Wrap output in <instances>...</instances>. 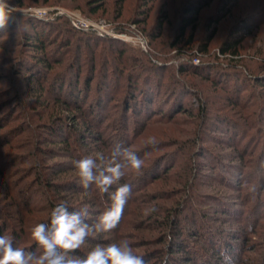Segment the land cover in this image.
Listing matches in <instances>:
<instances>
[{"label":"rangeland","instance_id":"rangeland-1","mask_svg":"<svg viewBox=\"0 0 264 264\" xmlns=\"http://www.w3.org/2000/svg\"><path fill=\"white\" fill-rule=\"evenodd\" d=\"M207 1L181 38L186 9ZM11 3L17 13L0 37V235L39 254L31 229L62 201L87 206L94 223L109 201L95 186L85 193L72 162L119 145L144 159L142 171L121 181L133 195L118 227L90 237L78 255L126 239L146 264H225L223 254L230 264H264V0ZM68 12L142 36L147 49L91 29L74 33ZM241 34L238 56L223 55L221 44ZM35 35L44 48L35 50ZM187 47L194 65L215 64L227 77L176 75ZM34 57L50 63L37 76L24 66ZM145 106L148 114L137 112Z\"/></svg>","mask_w":264,"mask_h":264},{"label":"clouds","instance_id":"clouds-1","mask_svg":"<svg viewBox=\"0 0 264 264\" xmlns=\"http://www.w3.org/2000/svg\"><path fill=\"white\" fill-rule=\"evenodd\" d=\"M17 6L11 0H0V30L15 19ZM19 25V21H16ZM154 143V141H149ZM80 186L87 193L95 186L106 195L108 207L94 223L89 224L87 206L70 210L66 202L52 208L48 222L37 223L31 229V238L39 245V254L14 247L13 239L0 235V264H146L143 256L136 254L128 240L96 244L86 255H78L88 241L116 229L126 205L133 195L130 183H121L130 171L140 173L144 159L129 147L117 145L109 153L96 151L72 162ZM115 186V187H114ZM154 208L145 210L146 214ZM225 264L230 257L223 254Z\"/></svg>","mask_w":264,"mask_h":264},{"label":"trees","instance_id":"trees-1","mask_svg":"<svg viewBox=\"0 0 264 264\" xmlns=\"http://www.w3.org/2000/svg\"><path fill=\"white\" fill-rule=\"evenodd\" d=\"M208 3H209V1L203 3L201 6L191 5L186 9V14L183 17V23L181 26V34H179V36L181 38L183 37L184 31L187 27H189V26L194 27L195 26V24L197 23V21L199 19V12H200L201 7L206 6ZM162 21H163L162 19H159L157 24H156V29H157V35H155L156 37L160 36L159 33L163 27ZM218 21H219L218 19L214 18L212 23H216ZM68 23H69L71 30H73L74 33H82V32H80L79 29L75 28L72 25V23H70V22H68ZM84 34H87V35L89 34V36H91V38H95L94 36H96L95 32H92V31H86ZM214 35H215V31L213 30L210 34H208L206 36L205 41L199 44L198 49L200 50V52L205 53L208 51V47H209L210 43L212 42ZM1 36H3V33L0 30V37ZM35 36H36L35 42L34 41L32 42L35 50H39V49L44 48L42 36L41 35H35ZM180 37H179V39H180ZM192 38H193L192 35H190L189 39L187 41L188 45L191 44ZM179 39L177 40L178 42H179ZM243 40H244V38H243L242 34L241 35H234V36L232 35L231 37H229L227 40H225L221 44L219 50L221 51V53L223 55L231 53L233 56H238V48L242 44ZM175 45H176V43L173 46H175ZM120 49H121L120 51L122 52V56H124L126 53V50L124 49V47H121ZM192 49H193V47H190V48L187 47L185 49V51L184 50L181 51V49H179L180 53L177 57L178 61L175 63L176 68H177L176 69L177 70L176 75L180 76L183 73H193V74H199V75L204 76L206 78H211L213 80L215 77L216 78L227 77L226 74L220 73V71L217 70V68L215 67V64L213 65L212 63H206V64L204 63L203 65H200V66L194 65L192 62L194 56H191L193 54ZM150 62L154 66H157V67L159 65H161V63L157 62V61H151L150 60ZM44 64L47 66H50L49 60H47L45 58L42 59L39 57H36V58L34 57L33 62H31V64L24 65V66H26L27 70L31 71L32 76L33 75L37 76V73H36V69H38L37 66H41ZM230 80H231V78H229L228 81H226V80L223 81V83L228 82L227 84H230V82H231ZM29 81L31 82V84L34 83L35 82L34 77L30 78ZM178 84H179V86H182V87L184 86L183 83H181V82H177V83L175 82V86H178ZM223 85L226 86L225 84H223ZM134 88L138 89L137 85H134ZM60 89H62V88H60ZM194 92L196 93L198 91H194ZM149 93H150V91L148 92V94ZM148 106L147 107L145 106V109H143L144 108L143 107L140 110H137V112L144 111L146 114H148L149 110H150V108ZM130 108L134 109V106L133 107L131 106ZM178 108L180 109L179 111H181V112H187L185 107L179 106ZM205 112H206V107H205L204 103L202 102L199 106V113L201 114V118L205 117Z\"/></svg>","mask_w":264,"mask_h":264},{"label":"built area","instance_id":"built-area-1","mask_svg":"<svg viewBox=\"0 0 264 264\" xmlns=\"http://www.w3.org/2000/svg\"><path fill=\"white\" fill-rule=\"evenodd\" d=\"M67 15L70 18L72 25L77 29H91L101 33L104 36L120 37L125 41H133L134 39H136V41L140 42L143 45L144 49H147V41L142 36H137L136 38H134L127 33L117 32L114 29H111L110 24L103 20L93 21L91 19L82 17L78 13L73 12H68Z\"/></svg>","mask_w":264,"mask_h":264}]
</instances>
